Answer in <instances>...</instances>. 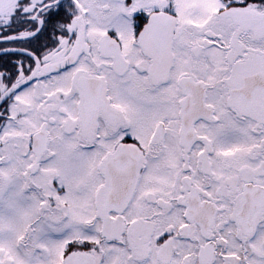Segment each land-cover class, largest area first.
<instances>
[{
    "label": "snow or ice",
    "instance_id": "snow-or-ice-1",
    "mask_svg": "<svg viewBox=\"0 0 264 264\" xmlns=\"http://www.w3.org/2000/svg\"><path fill=\"white\" fill-rule=\"evenodd\" d=\"M0 264H264V0H0Z\"/></svg>",
    "mask_w": 264,
    "mask_h": 264
}]
</instances>
